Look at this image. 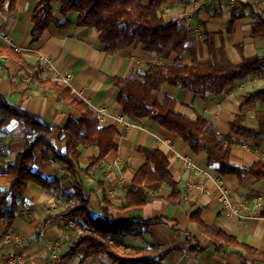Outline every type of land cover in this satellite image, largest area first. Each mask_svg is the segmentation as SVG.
Here are the masks:
<instances>
[{"label": "crops", "instance_id": "obj_1", "mask_svg": "<svg viewBox=\"0 0 264 264\" xmlns=\"http://www.w3.org/2000/svg\"><path fill=\"white\" fill-rule=\"evenodd\" d=\"M40 0H17L12 11L0 10V44L14 49L25 65L44 70L37 76L23 69V65L8 57H0V96L16 108L42 119L56 128L65 126L70 116L79 118V113L56 99V94L38 83V78H50L62 83L61 78L71 75L65 84L81 97L94 111L103 108L105 115L99 117L103 127L115 126L118 135L114 138L118 148L108 154L101 165L89 170L85 177V196L95 215L102 214L107 203L112 207L108 221L112 224L128 222L131 218H161L163 223L150 227L140 236L123 235L116 242L125 251L147 248L176 249L161 259L166 264H239L236 256L224 257L216 252L212 240L189 220L195 209L201 211L202 220L240 242L264 251V181L252 176L242 180L235 176H220L216 165H208L204 153H193L184 143L148 119L126 117L129 126L121 127L117 118L124 116L116 102L117 89L111 78H124L135 70H144L149 63L162 65L172 62L174 53L162 55L142 51L132 45L117 55H108L99 33L94 29L76 25V15L63 17L55 4L54 22L47 27L40 40L32 43V11ZM258 10L264 19V6L246 0H167L163 7L165 20L179 18L181 25L189 30V42L182 54L184 64L201 63L208 59V44L222 50L233 64L245 58L264 59V37H253L249 9ZM247 17L228 27L232 10H240ZM3 39H7L5 42ZM44 59L48 63H44ZM264 89V65L243 80L229 86L220 95L203 101L202 97L181 89L164 85L161 93L177 101L176 109L190 119L200 117L214 126L219 135H231L230 123L238 116L243 125L256 128V114L264 110V103L256 101L242 105L246 94ZM241 119V118H240ZM25 128L17 121L0 130V170L12 163L24 147ZM233 137L231 164L248 168L255 162H264V137L247 139ZM52 144L58 152L64 148L57 141V132ZM139 147L158 149L169 159V170L183 189L181 206H168L158 200L142 207L122 210L124 194L137 169L144 163ZM93 149L82 151L79 164L88 165ZM184 159L187 161L185 162ZM35 171L48 180L57 181L61 190L46 191L35 185L26 190L19 203V213L8 229L0 224V264H80L78 259L56 262L58 254L79 232L72 219H64L60 212L71 203L67 193L72 190L70 174L56 160L35 161ZM223 191L235 206L234 211L222 204ZM166 198L170 189L160 191ZM242 205V206H239ZM136 233L137 230H133ZM21 241L15 243L13 237ZM190 237V244L186 241ZM198 244L203 251L190 252ZM60 247V248H59ZM159 262V264H160ZM83 264H101L97 258H89Z\"/></svg>", "mask_w": 264, "mask_h": 264}, {"label": "trees", "instance_id": "obj_2", "mask_svg": "<svg viewBox=\"0 0 264 264\" xmlns=\"http://www.w3.org/2000/svg\"><path fill=\"white\" fill-rule=\"evenodd\" d=\"M55 1L59 13L66 17L76 15V25L94 29L105 46L108 55H117L132 45H139L142 51L162 55L174 53L177 58L162 65L149 63L144 70H135L124 78H111L117 89L116 102L124 116L135 119H148L157 126L173 134L193 153H204L208 165H216L217 173L235 176L242 180L252 176L256 181H264V162L258 161L248 168L231 164L233 137L257 139L264 137V110L256 114L257 127L249 128L238 116L230 123L228 136L219 135L216 128L197 117L190 119L177 109V101L161 93L164 85L181 89L202 97L203 101L220 95L229 86L243 80L264 65V59L245 58L233 64L222 50L217 51L208 44L209 57L201 63L184 64L182 54L189 42V30L181 25L179 18L165 20L163 7L167 0H40L33 9L31 22L32 43L40 40L49 25L54 22L53 6ZM17 0H0V10L12 11ZM249 9L254 18L251 25L253 37H264V19L258 10ZM247 17L245 10H232L228 27ZM0 57H8L23 65V69L37 76L44 70L40 67L26 66L22 57L9 46L0 44ZM38 83L56 94V99L73 108L79 118L70 116L62 128L47 124L22 109L16 108L0 96V130L17 121L25 128L24 147L13 162L0 170V224L6 223L9 229L19 213V203L23 200L29 186L35 185L46 191L61 190L57 181L48 180L35 171V161H58L69 172L72 190L67 193L72 203L59 214L64 219H72L80 232L67 243L57 256L56 262L78 259L83 264L89 258H97L101 264H159L170 252L171 247L159 249L153 245L122 251L117 248V240L123 235L142 236L150 227L163 223L161 218H131L126 223L112 224L108 221L112 207L106 201L102 214H93L86 194L84 178L89 170L101 165L104 158L118 148L114 138L118 135L115 126L103 127L99 116L90 106L71 89L55 79L38 78ZM256 101L264 103V89L245 95L242 105ZM241 118V119H240ZM57 132V141L64 144L58 152L52 144V136ZM93 149L88 165L82 167L79 157L82 151ZM145 161L137 169L124 194L122 210L145 206L154 201H164L168 206H181L183 189L175 181L169 170L168 157L158 149L139 147ZM170 194L163 198V187ZM260 215L264 217V209ZM190 221L207 235L217 253L224 257L236 256L239 264H264V251L257 250L240 242L221 229L208 225L201 218L199 209L189 213ZM137 230L133 233V230ZM1 238V236H0ZM190 237L186 244H190ZM190 252L203 251L198 244L188 249Z\"/></svg>", "mask_w": 264, "mask_h": 264}, {"label": "built area", "instance_id": "obj_3", "mask_svg": "<svg viewBox=\"0 0 264 264\" xmlns=\"http://www.w3.org/2000/svg\"><path fill=\"white\" fill-rule=\"evenodd\" d=\"M246 1H249V2H253V3H257V4H260L262 6H264V0H246ZM233 3H236V0H233ZM5 42H8L7 39H3ZM44 63H48V61L46 59H44ZM1 68V66H0ZM71 75H67V76H64L63 78H61V81L62 83L67 84L69 82V79H70ZM96 114L101 117L103 115L106 114L105 110L103 108H97L95 110ZM117 124L121 127H128L129 124H128V121L126 119L125 116H120L117 118ZM185 162H187L185 159H184ZM222 204L227 207L228 209H231L234 211L235 209V206H233L231 203H230V199L229 197L225 194V191H223V196H222ZM239 206H242V205H239ZM13 240L15 243H19L21 241V239L17 236V237H13ZM9 264H17L16 262H14L12 259L11 261L9 262ZM160 264H166L165 261H161Z\"/></svg>", "mask_w": 264, "mask_h": 264}, {"label": "rangeland", "instance_id": "obj_4", "mask_svg": "<svg viewBox=\"0 0 264 264\" xmlns=\"http://www.w3.org/2000/svg\"><path fill=\"white\" fill-rule=\"evenodd\" d=\"M164 63H167V61H166V60H164ZM59 248H60V247H59ZM117 248H118V249H120V250H122V249H123V248H120V247H119V244H118ZM122 251H124V250H122Z\"/></svg>", "mask_w": 264, "mask_h": 264}]
</instances>
